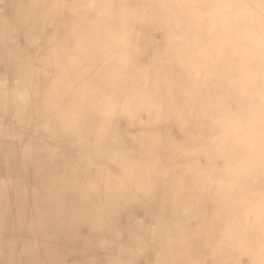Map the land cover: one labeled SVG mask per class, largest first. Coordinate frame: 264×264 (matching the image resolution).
<instances>
[{
  "label": "bare ground",
  "instance_id": "bare-ground-1",
  "mask_svg": "<svg viewBox=\"0 0 264 264\" xmlns=\"http://www.w3.org/2000/svg\"><path fill=\"white\" fill-rule=\"evenodd\" d=\"M0 264H264V0H0Z\"/></svg>",
  "mask_w": 264,
  "mask_h": 264
}]
</instances>
